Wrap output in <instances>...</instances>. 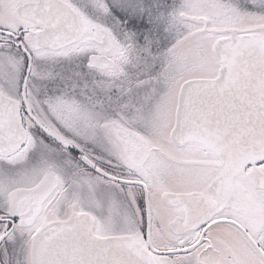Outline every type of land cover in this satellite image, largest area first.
I'll return each mask as SVG.
<instances>
[{"label": "snow or ice", "instance_id": "obj_1", "mask_svg": "<svg viewBox=\"0 0 264 264\" xmlns=\"http://www.w3.org/2000/svg\"><path fill=\"white\" fill-rule=\"evenodd\" d=\"M0 264H264V0H0Z\"/></svg>", "mask_w": 264, "mask_h": 264}]
</instances>
